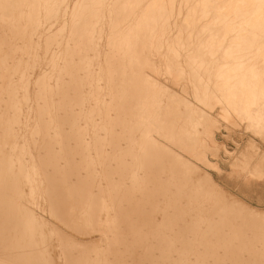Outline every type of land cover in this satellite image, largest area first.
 <instances>
[{"label":"bare ground","instance_id":"obj_1","mask_svg":"<svg viewBox=\"0 0 264 264\" xmlns=\"http://www.w3.org/2000/svg\"><path fill=\"white\" fill-rule=\"evenodd\" d=\"M150 1L0 0V264H264V214L205 202L182 156L200 39L157 62Z\"/></svg>","mask_w":264,"mask_h":264},{"label":"rangeland","instance_id":"obj_2","mask_svg":"<svg viewBox=\"0 0 264 264\" xmlns=\"http://www.w3.org/2000/svg\"><path fill=\"white\" fill-rule=\"evenodd\" d=\"M184 1L185 0L183 1L182 0H174V1L151 0L150 1L152 2L150 5L151 6L150 12L151 13L153 12L152 13L153 15H151V13L150 15L153 19L152 21H154L156 24V26H154V23L152 25L156 27V28L152 27V32L154 34L151 33L154 35L152 38H153L155 46L154 45L153 46L156 49L157 45H160L161 43V45L158 46V48H160L161 50L158 51L159 49H156V51H158L159 53H157L155 49L153 51V54H155L154 58L156 59L158 57L161 58V60L158 58L159 59V60L157 59L158 61L155 59L157 62H163V60L165 59L166 61L164 60V62L169 63V62H172V60H174V56L182 54L186 50L184 41L186 40V38L187 39L190 38L192 33H193L192 37H198V41L200 39V41L198 42V54L200 53L198 55V69H199L198 70V126H197L198 149H196V151L198 150L197 151L198 156H195L196 152L191 154V157L193 155L194 157L192 158L194 159H192L190 156H187L190 154H187V153L186 154L181 153V154L185 159H188V161L191 162L192 165L196 164L195 166L194 165L193 166L196 167V169L198 168L197 169L198 170V180L200 178L199 183H201L199 188L204 186V189L203 188L202 189L205 190L204 194L202 193V197L205 198L204 200H206V198H209L208 199L209 201L206 200L205 202L208 201L209 203H213L212 201H210V199L213 200L215 205L216 204L220 205L218 210H220V212L224 214H229V212H232V213L237 212L235 214L237 215L240 213L241 215H238V216L242 217V215L244 216L245 214L243 211L246 210L247 208L248 211L250 210L253 212L255 211L256 213L263 215L264 214V0H198V1L197 0H186L187 2L190 1L189 3H187L186 1L184 2ZM180 2L182 3L180 4ZM161 4L162 5L164 4V5L161 6ZM192 4L195 5V6L193 5L194 9L191 7ZM186 5L188 6V9L189 7L191 8L190 11L192 12L189 11L190 16L187 15L188 10L184 8V6L186 7ZM157 7L160 8V10ZM164 7H165V10H170V11H167V15L171 11L173 12V13H170L171 15L169 14L168 20L171 19L169 21L165 19V16L167 15L166 13L165 14L163 13ZM153 8L154 9L156 8L155 10L159 12H161L162 10V15L164 14L163 15L164 17L158 18L159 15L161 16V13L160 14L159 12L157 13L156 11L153 10ZM184 10H186V12ZM183 11L185 12V14L183 13ZM155 14L156 15L159 14V15L155 16ZM175 14H176V17H175L176 25L175 23L173 24L174 22L173 19H174ZM177 14H178V17H177ZM192 14L194 16V17L192 16L193 21L191 17ZM200 15L202 16L200 17ZM196 16H199V17H196ZM185 17H187L188 19H186ZM160 19L161 20L163 19V20L161 21ZM189 19L197 26V28L196 26L195 28L191 27L192 24L187 23V20L188 22L191 23ZM157 20L159 21V24H160V21L161 22L164 21V23L165 21L169 22L167 28L165 26L166 23L165 25L164 23L163 24L161 23L162 27L164 25L165 29L164 28L163 29L165 31L162 29L161 25L157 24L158 23ZM181 22H184V23L181 24ZM230 22L233 24H231ZM183 24H185L187 27ZM187 24L190 25V27L192 28L191 30L189 28V25ZM158 26H160V28H158ZM172 26H174L175 28ZM206 26L208 28H206L205 30L204 27ZM153 28L155 30L158 28L161 31L157 30L159 32L156 33V31ZM193 29H196L197 31ZM171 30L173 31L171 32ZM174 30H176L175 33L177 34L173 33ZM192 30L193 32H191ZM168 32L172 34L170 35L169 33L170 37L167 36L170 39H168L167 37L166 39L164 36L166 35V33L168 35ZM182 32H184L185 34L183 35ZM197 32H198V35L196 34ZM159 33L160 35L158 36ZM161 34L163 35L161 36ZM155 35L158 36L159 38L155 37ZM162 37L165 39H162ZM176 38L177 40H180L179 43H177ZM160 39H162L161 42H160ZM182 39L184 40L183 42H182ZM166 40H168V43L170 45L166 43L167 42ZM163 44L170 48L165 47ZM174 45L177 47H174ZM233 46H235L234 47L235 49H233ZM227 48L229 52H227L228 51ZM163 49L164 50L169 49V50L162 51ZM199 49L202 51V53ZM231 50L234 52V54ZM168 51L169 52L171 51L170 52L171 54ZM160 52H162L163 56L162 54H160ZM174 52H177V54ZM221 53H224V54L220 55ZM166 54H167V57H165ZM169 54H170L169 58H171L173 54L175 55L172 56L171 59H169L168 58ZM227 55H230L228 57L229 58L231 57L230 58L231 60L229 58L228 60H225L227 59ZM257 60H259L260 62ZM230 69H231V72L227 71ZM223 70L224 71L226 70V71L224 72ZM238 71L239 73L241 72L243 74L241 73L238 74ZM207 72H209V75H207L208 74ZM201 74H203V76ZM207 76L208 77L211 76V77L207 78ZM216 76L218 77L216 78ZM224 76H228L230 79L232 77H235V78H232L231 79L232 81L229 79L230 80L229 81L228 79H226L227 77H225V80H223ZM201 77H204V78H201ZM202 79L205 81H202ZM206 80L209 82H207ZM215 80L216 81L220 80V81L216 82ZM222 80H223V83L224 81L226 82L224 84L222 83L223 85L221 84ZM210 81H214L216 84L218 83L217 86L214 85L215 83L210 82ZM205 84L207 85L205 86ZM238 84L239 86L237 87ZM218 85L220 87L222 85L225 88L221 87L223 89L222 90L220 87L218 88ZM251 85H254V86H251ZM246 86L248 87L249 90L246 89L244 93L243 89L247 88ZM236 90L239 94L236 92ZM250 91H251V94H250ZM230 93H231V96H229ZM233 93L236 95L234 96ZM231 97H233V99H231ZM185 100L196 103L193 99L192 100L185 99ZM244 102H246V104ZM241 104L243 106H241ZM195 157H198V158H195ZM199 191H201V189ZM221 200L223 201V203ZM229 200L230 201L232 200V201L229 202ZM241 206L245 208L243 211H242L243 208ZM220 208H222L223 210ZM232 208L233 209L235 208V209L232 210ZM246 214H248V219H250L249 213L247 211H246ZM246 216H244V219H247ZM261 218H263L261 220L264 221V217H261ZM260 225H262L260 227L264 229V225L263 224H260Z\"/></svg>","mask_w":264,"mask_h":264}]
</instances>
